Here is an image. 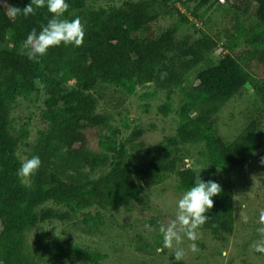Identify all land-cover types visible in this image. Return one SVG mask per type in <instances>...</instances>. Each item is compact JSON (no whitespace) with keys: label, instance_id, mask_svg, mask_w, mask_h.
Wrapping results in <instances>:
<instances>
[{"label":"trees","instance_id":"obj_1","mask_svg":"<svg viewBox=\"0 0 264 264\" xmlns=\"http://www.w3.org/2000/svg\"><path fill=\"white\" fill-rule=\"evenodd\" d=\"M30 2L7 0L21 9ZM66 2L61 19L80 18L83 44L52 47L38 62L28 59L23 42L52 14L44 7L11 20L0 8V264H104L106 253L75 243L68 230L58 234V225L79 223L85 234L100 233L107 213L132 211L147 184L169 175L181 193L198 174L221 186L200 230L228 242L239 225L237 185L258 194V212L264 210V0ZM145 86L153 91L140 100L163 94L158 114L175 123L172 134L149 146L140 142L145 130L135 127L123 137L115 110L100 109L109 95L114 99L111 90L122 94V106ZM247 95L255 112L242 110L232 120ZM34 98L44 128L32 140L30 122L16 129L12 112L18 100ZM217 117L228 123L216 126ZM35 155L39 170L18 177L21 163ZM243 171L253 182L233 176ZM249 219L258 235L259 216ZM144 224L161 227L158 218ZM156 234L151 242L139 235L136 252L166 255L167 248L157 252L163 236ZM169 262L185 264L174 255Z\"/></svg>","mask_w":264,"mask_h":264},{"label":"rangeland","instance_id":"obj_2","mask_svg":"<svg viewBox=\"0 0 264 264\" xmlns=\"http://www.w3.org/2000/svg\"><path fill=\"white\" fill-rule=\"evenodd\" d=\"M93 6H105L115 3L121 4L124 0H95ZM193 21V20H192ZM185 28V26H184ZM183 28V30H184ZM223 52L219 53L221 57ZM153 91V86H145L138 88L133 96L124 98L122 106L119 105L118 99L122 96L119 92L114 94V99L109 100V95L105 103L100 106L101 110L114 111V125L120 127L122 136L127 137L135 129L139 127L146 131V134L140 139V142L147 146L153 145L163 137L173 133L175 128L173 116L163 118L158 114V107L163 103V94L157 98H147L140 100L145 93ZM247 103L242 102L238 105L239 109L232 118L238 120L236 114L245 110L246 115L255 112L256 103L252 95ZM41 102L33 100L20 99L13 109L12 119L16 129H20L26 122H30V133L32 140L37 132L44 128V124L40 120ZM147 106L148 112L142 107ZM120 113L119 116L117 114ZM245 115V114H244ZM245 115V116H246ZM228 121L224 117L216 118V126L227 124ZM97 136L93 133L89 134L90 146L95 148L97 144ZM193 153V149L190 150ZM195 156V154H194ZM194 162V160H192ZM194 166V164H192ZM239 176V180L243 182H253V177L249 176L246 171L234 172L233 176ZM238 178V177H237ZM178 182L174 175H169L167 180L159 185L147 184L141 198L133 203V210L126 211L124 209L107 213L105 215V226L101 228V232L93 236L85 234L84 226L76 223L74 225H58L56 232L61 234L62 230L70 232V238L75 243L82 246H90L96 248L108 255L104 264H170V257L175 254L177 248L183 249L185 255L183 261L185 264H264V253L259 254L255 251V244L264 239L259 232L258 235L253 234L255 230L254 224L249 219V214L255 217L259 216V195L255 197L249 195L251 192L246 186L235 187L236 209L235 213L239 223L235 233L228 239V242L222 243L211 236L208 231L198 230V238L190 241L184 237L179 244L174 242L172 248H167L166 255H146L136 252L135 248L139 235L151 242L158 229H153L144 224V221L152 218H158L161 225L174 219L177 212V201L183 193L177 190ZM263 199V198H262ZM262 225L259 224L258 227ZM62 237V235H61ZM66 238V237H65ZM68 239V238H67ZM33 242L32 235L29 236V243ZM195 243L198 251H191V244ZM246 243V244H245ZM236 246L234 247V245ZM247 245L246 250L240 248L241 245Z\"/></svg>","mask_w":264,"mask_h":264},{"label":"clouds","instance_id":"obj_3","mask_svg":"<svg viewBox=\"0 0 264 264\" xmlns=\"http://www.w3.org/2000/svg\"><path fill=\"white\" fill-rule=\"evenodd\" d=\"M44 7L52 14V18L46 25L41 26L39 32L35 28L32 29L23 42L24 48L28 49V59L37 60V62L38 57L46 55L52 47L61 44L80 47L85 37V28L79 17L72 20L61 19L69 9L66 0H31L23 9L7 3V0L0 3V8L4 9V15L11 20H15L20 15L28 17L34 14L36 9ZM34 83L39 84L40 81L36 80ZM41 164V159L35 155L23 161L16 174L20 178L31 177L39 170ZM261 164H264V158L261 159ZM221 191V186L217 182L213 180L205 182L198 174L191 188L185 191L177 201L175 218L166 226L161 225L159 230L163 236V247L157 249V252L163 251L164 248H172L174 242L179 244L184 237L190 241L197 240L198 230L209 218L206 212L214 206L213 197L219 195ZM258 223L262 226L257 231L264 236V210L259 213ZM190 247L192 252L198 251L195 243H192ZM254 247L256 252L264 253V239L259 240ZM184 255L183 249L177 248L174 258L180 261Z\"/></svg>","mask_w":264,"mask_h":264}]
</instances>
